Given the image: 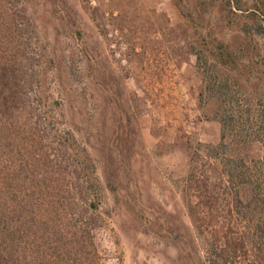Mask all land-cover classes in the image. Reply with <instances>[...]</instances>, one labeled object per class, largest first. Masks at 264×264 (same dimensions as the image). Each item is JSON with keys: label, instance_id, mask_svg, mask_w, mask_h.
Listing matches in <instances>:
<instances>
[{"label": "rangeland", "instance_id": "374dc122", "mask_svg": "<svg viewBox=\"0 0 264 264\" xmlns=\"http://www.w3.org/2000/svg\"><path fill=\"white\" fill-rule=\"evenodd\" d=\"M86 1L33 0V5L41 36L48 40L42 46L48 58L54 54V63L45 65L47 96L61 102L62 130L87 149L96 166L102 226L95 244L101 264H207L200 243L199 250L193 244L184 191L195 152L209 147L210 156L223 157L222 130L216 107L201 98L195 59L173 60L176 42L162 39L170 32H191L168 0ZM59 8L63 20L53 13ZM95 8L94 19L89 10ZM215 19L212 15L210 25ZM231 39L230 45L242 44ZM85 54L96 62L89 64ZM232 90L249 120L264 116V78L250 89ZM103 125L106 136L98 135ZM260 130L254 131L257 143H239L227 133L225 154L245 157L249 168L264 176ZM213 168L219 167L212 163L210 177L219 178ZM250 195L264 200V181ZM256 200L254 225H264V201ZM258 239L252 246L245 243L248 252L236 264H264V241Z\"/></svg>", "mask_w": 264, "mask_h": 264}, {"label": "trees", "instance_id": "16d2710c", "mask_svg": "<svg viewBox=\"0 0 264 264\" xmlns=\"http://www.w3.org/2000/svg\"><path fill=\"white\" fill-rule=\"evenodd\" d=\"M168 1L191 34L170 32L162 39L176 42L173 60L195 59L201 98L216 107L222 130L223 157L201 148L186 179L193 244L198 249L200 243L207 264H236L246 255L245 243L264 241V225L255 226L253 214L263 196L250 195L261 190L264 176L249 168L245 157L227 156L224 141L229 133L239 143H257L255 129L264 131V116L249 120L232 90L250 89L264 78V0ZM34 8L33 0H0V264H101L95 244L102 226L96 166L87 149L62 130L61 102L47 96L45 65L54 63V54L46 55L48 40L41 36ZM89 11L97 18L96 8ZM53 13L61 20L65 16L61 8ZM229 37L242 44L230 45ZM106 130L103 125L98 135L106 136ZM212 163L219 178L210 177Z\"/></svg>", "mask_w": 264, "mask_h": 264}]
</instances>
